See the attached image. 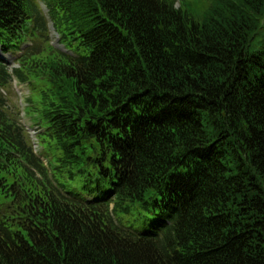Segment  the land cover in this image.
I'll list each match as a JSON object with an SVG mask.
<instances>
[{"label":"trees","instance_id":"1","mask_svg":"<svg viewBox=\"0 0 264 264\" xmlns=\"http://www.w3.org/2000/svg\"><path fill=\"white\" fill-rule=\"evenodd\" d=\"M42 5L62 50L27 40ZM17 52L0 59V264H264V0L200 17L0 0V58ZM13 81L37 94L39 154Z\"/></svg>","mask_w":264,"mask_h":264},{"label":"rangeland","instance_id":"2","mask_svg":"<svg viewBox=\"0 0 264 264\" xmlns=\"http://www.w3.org/2000/svg\"><path fill=\"white\" fill-rule=\"evenodd\" d=\"M209 5V0H175L176 7H182L190 12L194 17H200L206 10ZM43 16L46 18V31L42 33V36H35L32 39L27 40H37L42 46L53 45L54 48L63 49V47L59 44L58 36L55 34V30L53 29L52 23L47 16V11L44 9L42 5ZM42 42V43H41ZM28 46L29 42L26 43ZM46 54V53H45ZM19 55V52L16 54H4L1 56L4 62H6L9 66H16V56ZM44 55V54H43ZM35 86L34 84H32ZM40 86L38 82H36V88ZM4 96L7 98L8 105L12 108L15 113L19 114V122L25 127L27 134L29 135V141L31 144H34L35 152L39 154L41 152L40 148H37L36 134L38 129L35 126V119L27 115L26 113V98L31 97V99L35 100L37 94L33 91L32 87H28L26 84H19L16 81H13L11 84L6 86L4 89ZM36 90V89H35ZM74 186V185H73ZM72 186V187H73ZM71 188L69 185L67 189ZM72 191V190H71ZM135 226L138 224L136 222L133 223Z\"/></svg>","mask_w":264,"mask_h":264},{"label":"water","instance_id":"3","mask_svg":"<svg viewBox=\"0 0 264 264\" xmlns=\"http://www.w3.org/2000/svg\"><path fill=\"white\" fill-rule=\"evenodd\" d=\"M56 34V33H55Z\"/></svg>","mask_w":264,"mask_h":264}]
</instances>
